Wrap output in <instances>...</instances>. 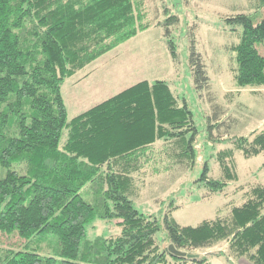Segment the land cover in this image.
Returning a JSON list of instances; mask_svg holds the SVG:
<instances>
[{"label":"trees","instance_id":"16d2710c","mask_svg":"<svg viewBox=\"0 0 264 264\" xmlns=\"http://www.w3.org/2000/svg\"><path fill=\"white\" fill-rule=\"evenodd\" d=\"M256 13L227 19L241 26L235 78L240 87L264 86V0ZM178 15L153 23L145 0H0V233L15 231L21 249L0 245V264H209L207 255L176 256L169 244L191 254L229 241L237 257L264 264V185L254 184L231 214L181 225L172 215L163 224L136 208L139 179L147 167L159 172L192 169L198 129L187 104L180 105L163 80L138 82L68 119L63 95L67 78L139 32L162 27L174 61ZM189 67L196 89L211 88L205 58L191 29ZM216 125L236 124L213 103ZM65 129L68 136L63 146ZM217 159L220 177L206 165L199 182L218 193L239 180L236 152L264 153V129L232 137ZM264 167V164H263ZM116 220L117 236L84 239L96 219ZM162 226L166 239L159 241ZM56 234L58 256L29 249L34 237ZM166 245L164 246V244Z\"/></svg>","mask_w":264,"mask_h":264},{"label":"rangeland","instance_id":"374dc122","mask_svg":"<svg viewBox=\"0 0 264 264\" xmlns=\"http://www.w3.org/2000/svg\"><path fill=\"white\" fill-rule=\"evenodd\" d=\"M148 20L154 24L169 15H178L180 24L174 37L179 61H174L167 47L162 27L152 26L137 36L92 62L74 76L67 78L62 90L68 108V119L87 111L126 88L147 80H163L170 84L180 105L187 104L198 129L194 141L197 152L192 169L182 166L165 168L159 172L149 166L139 179L140 193L135 198L136 208L157 218L162 224L165 215L175 205L172 215L181 225L196 226L204 220L226 217L234 206L242 205L254 184L264 185V153L246 158L236 152L239 180L232 181L222 192L211 193L198 181L209 165L210 175L221 176L217 155L232 147V137L246 136L264 129V86L240 87L235 78L236 52L232 47L241 41L242 27L227 19L243 12L256 13V0H145ZM253 14V13H252ZM264 9L259 12L260 20ZM197 28V48L203 54L211 88L203 92L196 89L189 67L191 29ZM264 55V43L258 46ZM213 103L223 108L221 121L231 116L236 124L219 126L213 120ZM68 136L65 129L61 140ZM121 226L116 220L96 219L87 227L83 241L95 237L117 236ZM164 226L158 232L159 241L166 239ZM25 243L17 231L0 233V245L21 249ZM166 243L164 244V246ZM29 249L42 255L58 256L62 243L56 234L34 237ZM207 255L209 264H253L246 257L230 252L229 241H222L208 249L199 250Z\"/></svg>","mask_w":264,"mask_h":264},{"label":"water","instance_id":"95a60500","mask_svg":"<svg viewBox=\"0 0 264 264\" xmlns=\"http://www.w3.org/2000/svg\"><path fill=\"white\" fill-rule=\"evenodd\" d=\"M168 251L173 254V255H176V256H188L190 258L194 257V256H197V254H191V253H188L186 251H182V250H179L177 249L174 244H169L168 246Z\"/></svg>","mask_w":264,"mask_h":264}]
</instances>
